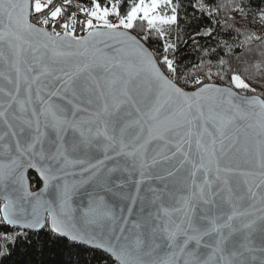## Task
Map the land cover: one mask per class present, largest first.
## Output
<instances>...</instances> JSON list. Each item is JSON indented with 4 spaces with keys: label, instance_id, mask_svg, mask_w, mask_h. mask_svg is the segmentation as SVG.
<instances>
[{
    "label": "snow or ice",
    "instance_id": "obj_1",
    "mask_svg": "<svg viewBox=\"0 0 264 264\" xmlns=\"http://www.w3.org/2000/svg\"><path fill=\"white\" fill-rule=\"evenodd\" d=\"M191 7L194 43L236 39L182 70L181 0H0V256L46 229L110 264H264V31Z\"/></svg>",
    "mask_w": 264,
    "mask_h": 264
},
{
    "label": "trees",
    "instance_id": "obj_2",
    "mask_svg": "<svg viewBox=\"0 0 264 264\" xmlns=\"http://www.w3.org/2000/svg\"><path fill=\"white\" fill-rule=\"evenodd\" d=\"M181 2V15L184 16V10H186L188 18V22L181 21L180 27L183 31L178 44L177 59L180 68L183 70L191 67L199 60L200 53L198 49L216 47V41L221 38L232 43L236 39V33H227L220 30L213 38L197 37L194 43L191 37L197 31L203 32L207 27L216 26L205 15L192 9L191 4L195 0H181ZM216 2H219V0H216ZM243 3L246 6L245 10L248 16L247 22L242 23L246 24L249 31L257 33L264 31V28L257 31L251 23L254 17L264 12V0H243ZM224 19V15L221 14L220 20L223 21ZM237 19H239L238 15ZM240 26V24L237 25V27ZM252 47L257 52L261 50L256 48V44H253ZM253 87L256 88V94H264V79L258 80L257 83L253 84ZM249 95H252V93H249ZM28 178L32 189H37L40 186L38 178L33 173H29ZM12 231L15 230L7 226H0V232ZM2 246L3 241H0V247ZM7 253V256H0V264H110L108 261L101 260L99 256H94L91 251L85 250L82 246L74 245L71 241L57 237L46 229L39 233L30 232L27 239L21 238L11 244L7 248Z\"/></svg>",
    "mask_w": 264,
    "mask_h": 264
},
{
    "label": "water",
    "instance_id": "obj_3",
    "mask_svg": "<svg viewBox=\"0 0 264 264\" xmlns=\"http://www.w3.org/2000/svg\"><path fill=\"white\" fill-rule=\"evenodd\" d=\"M29 173H33V174L38 178V180H39V182H40V186H39L37 189H39L40 187H42V181H41V179H40L39 174H38L34 169H29V170H28V172H27V177H28V174H29ZM77 178H79V177H77ZM69 179H72V177H69ZM28 181H29V178H28ZM37 189H34V191L37 190ZM137 210H138V208H135V209L133 210V216H135ZM125 214H127V213H125ZM7 227H8V226H7Z\"/></svg>",
    "mask_w": 264,
    "mask_h": 264
},
{
    "label": "rangeland",
    "instance_id": "obj_4",
    "mask_svg": "<svg viewBox=\"0 0 264 264\" xmlns=\"http://www.w3.org/2000/svg\"><path fill=\"white\" fill-rule=\"evenodd\" d=\"M259 16H256L252 19L251 23L252 24V27L255 28L257 31H259V29H262L264 28V25H262L260 22H259ZM34 190V189H33Z\"/></svg>",
    "mask_w": 264,
    "mask_h": 264
}]
</instances>
